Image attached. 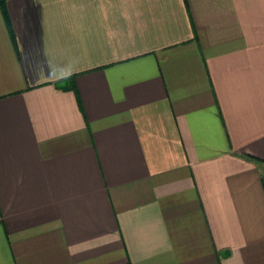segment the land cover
Listing matches in <instances>:
<instances>
[{
	"label": "crops",
	"instance_id": "obj_1",
	"mask_svg": "<svg viewBox=\"0 0 264 264\" xmlns=\"http://www.w3.org/2000/svg\"><path fill=\"white\" fill-rule=\"evenodd\" d=\"M6 7L0 264H264V0Z\"/></svg>",
	"mask_w": 264,
	"mask_h": 264
},
{
	"label": "trees",
	"instance_id": "obj_2",
	"mask_svg": "<svg viewBox=\"0 0 264 264\" xmlns=\"http://www.w3.org/2000/svg\"><path fill=\"white\" fill-rule=\"evenodd\" d=\"M0 9H1V12L3 14L7 29L9 30V32H10L12 38H13L14 35H13V30H12V27H11L10 19H9V16H8V12H7L6 0H0ZM71 80L72 79H70V81Z\"/></svg>",
	"mask_w": 264,
	"mask_h": 264
}]
</instances>
